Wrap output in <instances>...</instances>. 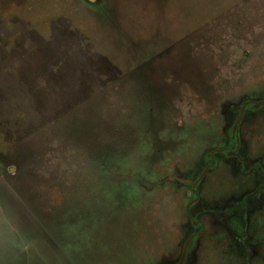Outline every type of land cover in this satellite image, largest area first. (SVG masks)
Here are the masks:
<instances>
[{
  "label": "rangeland",
  "instance_id": "rangeland-1",
  "mask_svg": "<svg viewBox=\"0 0 264 264\" xmlns=\"http://www.w3.org/2000/svg\"><path fill=\"white\" fill-rule=\"evenodd\" d=\"M263 104L264 0H0V264H264Z\"/></svg>",
  "mask_w": 264,
  "mask_h": 264
},
{
  "label": "water",
  "instance_id": "water-1",
  "mask_svg": "<svg viewBox=\"0 0 264 264\" xmlns=\"http://www.w3.org/2000/svg\"><path fill=\"white\" fill-rule=\"evenodd\" d=\"M264 105V104H263ZM191 240H192V238H190V240H189V242H188V244L186 245V247L189 245V243L191 242ZM184 257H185V254H184ZM185 260V259H184ZM183 260V261H184Z\"/></svg>",
  "mask_w": 264,
  "mask_h": 264
},
{
  "label": "crops",
  "instance_id": "crops-1",
  "mask_svg": "<svg viewBox=\"0 0 264 264\" xmlns=\"http://www.w3.org/2000/svg\"><path fill=\"white\" fill-rule=\"evenodd\" d=\"M259 199L261 198V197H258ZM256 200H257V198H256Z\"/></svg>",
  "mask_w": 264,
  "mask_h": 264
},
{
  "label": "trees",
  "instance_id": "trees-1",
  "mask_svg": "<svg viewBox=\"0 0 264 264\" xmlns=\"http://www.w3.org/2000/svg\"><path fill=\"white\" fill-rule=\"evenodd\" d=\"M194 199H196V196L194 197Z\"/></svg>",
  "mask_w": 264,
  "mask_h": 264
},
{
  "label": "flooded vegetation",
  "instance_id": "flooded-vegetation-1",
  "mask_svg": "<svg viewBox=\"0 0 264 264\" xmlns=\"http://www.w3.org/2000/svg\"><path fill=\"white\" fill-rule=\"evenodd\" d=\"M184 260V259H183Z\"/></svg>",
  "mask_w": 264,
  "mask_h": 264
}]
</instances>
